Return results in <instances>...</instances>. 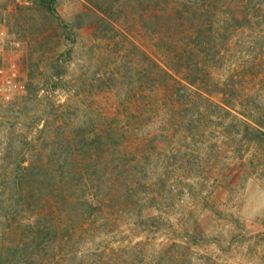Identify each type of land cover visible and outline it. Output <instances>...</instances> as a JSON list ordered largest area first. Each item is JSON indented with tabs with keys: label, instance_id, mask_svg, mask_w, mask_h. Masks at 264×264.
<instances>
[{
	"label": "rangeland",
	"instance_id": "374dc122",
	"mask_svg": "<svg viewBox=\"0 0 264 264\" xmlns=\"http://www.w3.org/2000/svg\"><path fill=\"white\" fill-rule=\"evenodd\" d=\"M54 8L0 0V264H264V0Z\"/></svg>",
	"mask_w": 264,
	"mask_h": 264
},
{
	"label": "trees",
	"instance_id": "16d2710c",
	"mask_svg": "<svg viewBox=\"0 0 264 264\" xmlns=\"http://www.w3.org/2000/svg\"><path fill=\"white\" fill-rule=\"evenodd\" d=\"M35 2L36 3H38V4H41L42 6H44L47 10H49L50 11V13H52V14H54V15H56L57 16V12H56V10H55V8H54V2H55V0H35ZM210 7H208L207 8V10H210L209 9ZM237 15V13L235 12V14H233L232 15V18H233V20H235L237 23L238 22H240V19L236 16ZM195 30V32L197 31L199 34H201V31L198 29V28H195L194 29ZM222 31H226L225 29H223L222 28ZM209 42V41H208ZM165 43V42H164ZM176 50H177V48H175V49H170V48H168V50L166 51V54L165 55H163V58L165 59V58H169L168 59V61H159V62H162V63H155L156 64V66H157V68H158V72L159 73H162L163 75H166V78H170V79H172L174 82H178L179 84L181 83V84H183L182 83V81L183 82H185L187 85H191V86H193L194 84L193 83H191L190 81H188L187 79H183V78H177L176 76H175V74H174V71L175 72H179V71H177V68L176 67H178L179 65H177L179 62V64L181 65L180 67H179V69L181 70L183 67H189V64L187 63V62H185V56H184V51H183V53H176ZM175 53V54H174ZM176 61V65H173L174 64V62L173 61ZM186 84H184V86L186 87V88H188V89H190L191 91H193L194 89H191V88H189V86H187ZM216 106H218L222 111H225L226 113H228V114H232V112H231V110L230 109H228V108H226V107H224L223 105H217L216 104ZM234 117H236L235 115H234ZM246 124H247V122H246ZM109 139H113L114 138V136H113V134L112 133H110L109 134ZM108 137H107V139H108ZM95 139H93V154H90V158H93V159H97V160H101V157H100V155H101V149L99 150V149H97V146H96V144H98L99 142H97V141H99L100 139H102V137H100L99 135H97V136H95L94 137ZM104 138V137H103ZM94 141H95V144H94ZM103 144H105V141H104V143ZM87 196V195H86ZM85 196V199H86V201H89V200H87V197ZM108 196H110V195H103L102 197H96V199L97 200H99L98 202H97V204L100 206L99 208H100V210L102 209V206H103V203H104V200L108 197Z\"/></svg>",
	"mask_w": 264,
	"mask_h": 264
},
{
	"label": "built area",
	"instance_id": "2783aa9c",
	"mask_svg": "<svg viewBox=\"0 0 264 264\" xmlns=\"http://www.w3.org/2000/svg\"><path fill=\"white\" fill-rule=\"evenodd\" d=\"M8 66V71L0 72V98L3 100L12 94V85L16 83V79L18 78L16 63L13 61Z\"/></svg>",
	"mask_w": 264,
	"mask_h": 264
}]
</instances>
